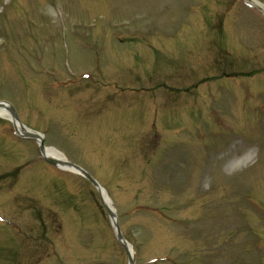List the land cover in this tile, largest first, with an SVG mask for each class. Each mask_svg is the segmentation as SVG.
<instances>
[{
    "label": "rangeland",
    "instance_id": "obj_1",
    "mask_svg": "<svg viewBox=\"0 0 264 264\" xmlns=\"http://www.w3.org/2000/svg\"><path fill=\"white\" fill-rule=\"evenodd\" d=\"M1 100L99 182L134 264H264L252 2L0 0ZM0 122V264H129L99 190Z\"/></svg>",
    "mask_w": 264,
    "mask_h": 264
},
{
    "label": "water",
    "instance_id": "obj_2",
    "mask_svg": "<svg viewBox=\"0 0 264 264\" xmlns=\"http://www.w3.org/2000/svg\"><path fill=\"white\" fill-rule=\"evenodd\" d=\"M0 108H6V110L8 111V113L11 115V120L14 123L16 130L18 131V133L21 136L26 137L27 135L35 138L36 140H38L39 142V150L42 153L43 157L45 158L46 161H48L49 163H51L54 166H58V167H62V168H69L72 169L76 172H79L81 174H83L100 192L103 203L111 217V220L113 222V225L115 227V231H116V236L117 239L121 242V244L124 246V248L126 249V251L128 252L129 255V264H134V259L132 257V255L130 254V250H129V243L127 242V240L125 239L119 223L116 219V214L115 212L111 209V207L106 203L104 197H103V192H105V190L101 187V185L99 184V182L92 176L90 175L86 170H84L81 166L73 164L70 161H63L60 160L58 158L55 157H51V156H47L46 155V146H45V142L44 139L42 138V136L38 133L35 132H31L29 131L22 123H20L19 120V116L17 115L15 108L7 102H0ZM17 123L20 125V127L18 128ZM23 133V134H22ZM26 136H25V135Z\"/></svg>",
    "mask_w": 264,
    "mask_h": 264
},
{
    "label": "bare ground",
    "instance_id": "obj_3",
    "mask_svg": "<svg viewBox=\"0 0 264 264\" xmlns=\"http://www.w3.org/2000/svg\"><path fill=\"white\" fill-rule=\"evenodd\" d=\"M255 4L261 5L258 2H256L255 0H252ZM0 116L4 117V118H9L10 115L8 113V111L6 110V108H0ZM46 155L47 156H52L55 158H58L60 160H67V157L65 156V154H63L61 151H59L58 149L54 148V147H48L46 148ZM241 163H243V161L240 162H235L232 164V166L235 165H240ZM103 197L106 201V203L114 210V206L113 204L110 202L109 198L107 197L106 193L103 192ZM115 211V210H114ZM129 250L131 251V253H133V249L132 247H129Z\"/></svg>",
    "mask_w": 264,
    "mask_h": 264
}]
</instances>
